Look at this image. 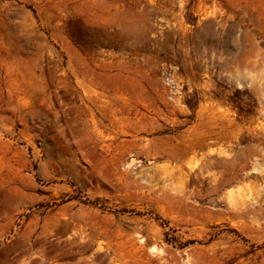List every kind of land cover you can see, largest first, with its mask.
<instances>
[{
  "label": "rangeland",
  "instance_id": "1",
  "mask_svg": "<svg viewBox=\"0 0 264 264\" xmlns=\"http://www.w3.org/2000/svg\"><path fill=\"white\" fill-rule=\"evenodd\" d=\"M0 264H264V0H0Z\"/></svg>",
  "mask_w": 264,
  "mask_h": 264
}]
</instances>
